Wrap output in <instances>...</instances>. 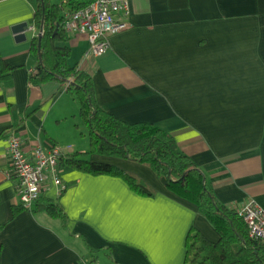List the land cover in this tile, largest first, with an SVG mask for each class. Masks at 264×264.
Masks as SVG:
<instances>
[{
    "label": "crops",
    "instance_id": "crops-1",
    "mask_svg": "<svg viewBox=\"0 0 264 264\" xmlns=\"http://www.w3.org/2000/svg\"><path fill=\"white\" fill-rule=\"evenodd\" d=\"M53 1L63 14L75 6ZM123 18L127 26L100 54L87 53L86 32L64 25L67 61L90 74L98 105L171 132L221 202L237 210L253 199L264 207V0H130ZM20 21L32 28L17 41L11 25ZM39 30L30 0H0V59L11 66L0 78L1 264H184L191 226L211 240L218 232L138 161L87 156L136 173L151 194L120 176L67 164L62 193L48 184L32 208L19 204L10 176L12 133L27 153L37 144L68 153L89 148L67 83L30 80L39 61L31 38Z\"/></svg>",
    "mask_w": 264,
    "mask_h": 264
},
{
    "label": "trees",
    "instance_id": "trees-1",
    "mask_svg": "<svg viewBox=\"0 0 264 264\" xmlns=\"http://www.w3.org/2000/svg\"><path fill=\"white\" fill-rule=\"evenodd\" d=\"M30 1L34 6L35 26L42 27L40 40L37 35L31 38V48L38 54L39 61L29 75L30 80L54 78L66 82L80 117L89 127L88 150L69 152L61 158V166L68 164L93 174L120 176L131 189L146 195L153 190L136 173L92 161L87 156L98 153L143 163L153 169L165 187L192 201L218 232L217 239L211 240L191 226L185 239L184 264H264V241L251 237L237 211L215 196L205 172L178 147L171 132L148 121L129 122L98 105L90 74L67 61L66 14L62 13L60 4L53 0ZM71 1L75 3L72 9L88 2ZM10 70L11 66L0 59V78L7 79ZM46 207L51 213L58 214L52 201H48Z\"/></svg>",
    "mask_w": 264,
    "mask_h": 264
},
{
    "label": "built area",
    "instance_id": "built-area-1",
    "mask_svg": "<svg viewBox=\"0 0 264 264\" xmlns=\"http://www.w3.org/2000/svg\"><path fill=\"white\" fill-rule=\"evenodd\" d=\"M129 5L130 0H88L66 13L64 25L68 31L86 32L87 53L100 54L107 48L109 36L127 26L123 16L129 13ZM8 151L10 176L14 178L22 208H32L48 184L57 186L59 193L64 190L60 160L68 154L65 148L53 145L46 149L37 144L27 153L20 136L12 133L8 137ZM236 211L246 223L249 235L264 241V207L252 199Z\"/></svg>",
    "mask_w": 264,
    "mask_h": 264
},
{
    "label": "water",
    "instance_id": "water-1",
    "mask_svg": "<svg viewBox=\"0 0 264 264\" xmlns=\"http://www.w3.org/2000/svg\"><path fill=\"white\" fill-rule=\"evenodd\" d=\"M31 28L32 27L29 25L28 21H20L11 25V30L15 34V39L17 41L24 40L27 37L26 31L30 30ZM36 35L40 40L42 35V27L40 28L38 34ZM39 44L40 42H38V46Z\"/></svg>",
    "mask_w": 264,
    "mask_h": 264
},
{
    "label": "rangeland",
    "instance_id": "rangeland-1",
    "mask_svg": "<svg viewBox=\"0 0 264 264\" xmlns=\"http://www.w3.org/2000/svg\"><path fill=\"white\" fill-rule=\"evenodd\" d=\"M82 124V126L84 127V128H86V133H87V135H88V137H89V127H88V125H87V123H81Z\"/></svg>",
    "mask_w": 264,
    "mask_h": 264
}]
</instances>
